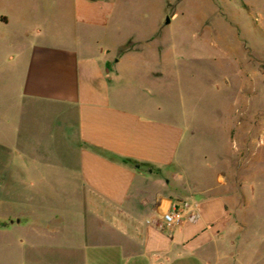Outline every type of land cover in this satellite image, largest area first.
Instances as JSON below:
<instances>
[{"label": "crops", "instance_id": "crops-1", "mask_svg": "<svg viewBox=\"0 0 264 264\" xmlns=\"http://www.w3.org/2000/svg\"><path fill=\"white\" fill-rule=\"evenodd\" d=\"M120 2L75 0L74 36L37 32L4 53L11 121L0 180L10 194L21 183L38 209L0 217V236L21 229L11 264H230L220 243L237 225L235 205L224 190L188 181L182 131L138 98L137 82H123L142 56L114 53L133 34L109 45L114 23L130 13ZM158 59L142 64L145 75L158 76ZM174 207L181 223L158 228Z\"/></svg>", "mask_w": 264, "mask_h": 264}, {"label": "rangeland", "instance_id": "rangeland-1", "mask_svg": "<svg viewBox=\"0 0 264 264\" xmlns=\"http://www.w3.org/2000/svg\"><path fill=\"white\" fill-rule=\"evenodd\" d=\"M74 1L0 0V20L7 18L6 23L0 21V68L4 53L17 50L37 32L74 36ZM120 4L130 13L127 20L114 23L109 45L133 34L114 53L142 56L121 73L124 84L137 82L138 98L159 104L161 120L182 131L178 152L185 155L188 181L202 190L215 187L212 193L224 190L221 195L235 205L237 225L228 229L220 253L233 255L227 257L230 264H264V0ZM79 26L80 39L90 43L84 34L90 29ZM150 56L159 57L155 77L145 75L142 68L154 63ZM5 88L0 79V179L6 174L3 147L9 142L11 121ZM219 170L226 175L216 177ZM217 180L224 187L216 185ZM4 185L0 180V217L38 210L36 201L26 203L22 198L21 183L11 194ZM20 233L16 227L0 236V264L17 261Z\"/></svg>", "mask_w": 264, "mask_h": 264}, {"label": "built area", "instance_id": "built-area-1", "mask_svg": "<svg viewBox=\"0 0 264 264\" xmlns=\"http://www.w3.org/2000/svg\"><path fill=\"white\" fill-rule=\"evenodd\" d=\"M182 221V213L178 211L176 207L172 210L162 214L160 222L158 223V228L169 227L172 225L180 224Z\"/></svg>", "mask_w": 264, "mask_h": 264}]
</instances>
